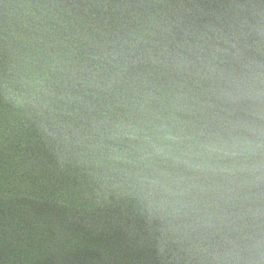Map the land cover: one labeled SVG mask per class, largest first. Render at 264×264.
<instances>
[{"label": "water", "instance_id": "1", "mask_svg": "<svg viewBox=\"0 0 264 264\" xmlns=\"http://www.w3.org/2000/svg\"><path fill=\"white\" fill-rule=\"evenodd\" d=\"M0 264H264V0H0Z\"/></svg>", "mask_w": 264, "mask_h": 264}, {"label": "clouds", "instance_id": "2", "mask_svg": "<svg viewBox=\"0 0 264 264\" xmlns=\"http://www.w3.org/2000/svg\"><path fill=\"white\" fill-rule=\"evenodd\" d=\"M162 223L167 221V216L161 211L160 215L157 217Z\"/></svg>", "mask_w": 264, "mask_h": 264}]
</instances>
